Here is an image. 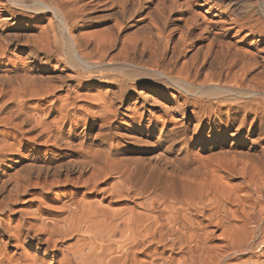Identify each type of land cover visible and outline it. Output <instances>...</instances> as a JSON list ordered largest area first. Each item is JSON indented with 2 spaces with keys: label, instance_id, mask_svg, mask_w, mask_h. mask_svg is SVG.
<instances>
[{
  "label": "bare ground",
  "instance_id": "6f19581e",
  "mask_svg": "<svg viewBox=\"0 0 264 264\" xmlns=\"http://www.w3.org/2000/svg\"><path fill=\"white\" fill-rule=\"evenodd\" d=\"M230 3L0 0V264H264V22Z\"/></svg>",
  "mask_w": 264,
  "mask_h": 264
},
{
  "label": "rangeland",
  "instance_id": "374dc122",
  "mask_svg": "<svg viewBox=\"0 0 264 264\" xmlns=\"http://www.w3.org/2000/svg\"><path fill=\"white\" fill-rule=\"evenodd\" d=\"M231 3H230V9L228 11V14L231 15L232 18H237V19H242L244 17V15L246 16H251L252 18L256 17V18H259L260 20H263L264 22V3L262 0H229ZM250 3L252 5H250ZM233 4V5H232ZM239 5V6H238ZM244 6V7H242ZM250 6V7H249ZM252 6V7H251ZM236 7V8H235ZM247 7V8H245ZM241 9V10H240ZM247 11H246V10ZM224 10V9H222ZM239 12H238V11ZM243 10V12H241ZM245 10V11H244ZM244 12H246V14H243ZM238 13H241V14H238ZM252 14V15H251ZM255 14V15H254ZM243 15V16H242ZM260 15V16H259ZM262 15V16H261ZM242 16V17H241ZM254 18V19H256ZM112 23V22H111ZM131 31L128 29V31L126 32L125 37H130V34ZM74 240H72L70 243H72ZM68 244V243H67ZM67 244H64L65 246ZM256 256H258V254L256 253ZM260 260L262 259L261 257H259ZM259 260V261H260ZM262 261V260H261Z\"/></svg>",
  "mask_w": 264,
  "mask_h": 264
}]
</instances>
